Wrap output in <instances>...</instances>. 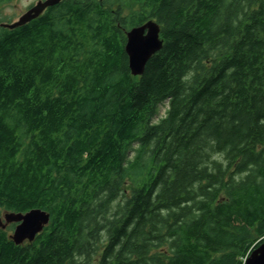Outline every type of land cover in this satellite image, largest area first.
Returning <instances> with one entry per match:
<instances>
[{
    "label": "trees",
    "instance_id": "1",
    "mask_svg": "<svg viewBox=\"0 0 264 264\" xmlns=\"http://www.w3.org/2000/svg\"><path fill=\"white\" fill-rule=\"evenodd\" d=\"M163 48L134 76L126 31ZM167 105L164 116L160 106ZM0 264H245L264 241V0H61L0 26Z\"/></svg>",
    "mask_w": 264,
    "mask_h": 264
},
{
    "label": "water",
    "instance_id": "2",
    "mask_svg": "<svg viewBox=\"0 0 264 264\" xmlns=\"http://www.w3.org/2000/svg\"><path fill=\"white\" fill-rule=\"evenodd\" d=\"M61 0H40L32 6L17 21L13 23H1L0 26L15 29L40 17L48 7L60 3ZM125 52L128 56V64L134 76H141L146 70L149 60L159 52L164 45L161 38V26L155 20L135 26L126 31ZM50 212L41 208L32 209L26 213H4V220L0 217V227L6 229L9 224H16L11 239L15 244L21 245L33 242L37 235L44 231L50 223ZM245 264H264V241L260 243L248 258Z\"/></svg>",
    "mask_w": 264,
    "mask_h": 264
},
{
    "label": "rangeland",
    "instance_id": "3",
    "mask_svg": "<svg viewBox=\"0 0 264 264\" xmlns=\"http://www.w3.org/2000/svg\"><path fill=\"white\" fill-rule=\"evenodd\" d=\"M40 0H0V24L13 23L17 21L24 13H26L32 6L36 5ZM167 105L162 104L159 110V116H164ZM4 211H2L1 218L4 220ZM14 224V223H12ZM9 224V225H12ZM7 225V227L9 226ZM6 227V228H7ZM14 229L11 231L13 234Z\"/></svg>",
    "mask_w": 264,
    "mask_h": 264
}]
</instances>
